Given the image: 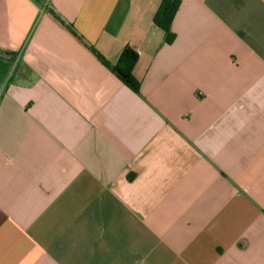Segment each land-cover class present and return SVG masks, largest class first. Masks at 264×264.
<instances>
[{
    "label": "crops",
    "instance_id": "1",
    "mask_svg": "<svg viewBox=\"0 0 264 264\" xmlns=\"http://www.w3.org/2000/svg\"><path fill=\"white\" fill-rule=\"evenodd\" d=\"M179 1L0 0V264H264V0Z\"/></svg>",
    "mask_w": 264,
    "mask_h": 264
},
{
    "label": "trees",
    "instance_id": "2",
    "mask_svg": "<svg viewBox=\"0 0 264 264\" xmlns=\"http://www.w3.org/2000/svg\"><path fill=\"white\" fill-rule=\"evenodd\" d=\"M36 3H40V0H33ZM179 0H161L156 12L154 13L152 22L158 27L164 34V41L166 44H171L175 35L172 32L171 26L174 16L179 8ZM54 15L53 12H51ZM69 32L76 36L74 30L71 26L63 24ZM91 52L96 56V58L106 66L112 73H114L130 90L134 93L139 92L140 84L134 78L132 70L137 62V53L129 47H125L115 64H109L100 55H98L94 50Z\"/></svg>",
    "mask_w": 264,
    "mask_h": 264
}]
</instances>
